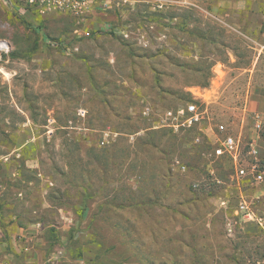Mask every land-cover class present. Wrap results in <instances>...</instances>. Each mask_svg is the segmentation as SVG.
<instances>
[{
    "label": "rangeland",
    "instance_id": "1",
    "mask_svg": "<svg viewBox=\"0 0 264 264\" xmlns=\"http://www.w3.org/2000/svg\"><path fill=\"white\" fill-rule=\"evenodd\" d=\"M193 2L64 11L0 0L4 253L14 247L3 230L20 226L34 239L17 240V257L35 247L34 264H264V230L237 213L242 196L264 213V184L237 182L232 161L213 154L231 135L241 165L258 162L250 144L264 123L254 129L238 97L254 83L238 77L256 51L234 49L232 60L203 47L202 17L186 14L208 7ZM195 100L207 112L199 124L156 128Z\"/></svg>",
    "mask_w": 264,
    "mask_h": 264
},
{
    "label": "crops",
    "instance_id": "2",
    "mask_svg": "<svg viewBox=\"0 0 264 264\" xmlns=\"http://www.w3.org/2000/svg\"><path fill=\"white\" fill-rule=\"evenodd\" d=\"M202 2L208 7L207 9L199 8V10H194V12H189L186 15L196 13V15L202 17L201 21H198V25L203 27L205 31L202 34L204 39L202 42L203 47L211 48L215 47V44L217 47H223L227 49L232 60L235 59L234 49L248 47L256 51L252 61L253 67L251 69H243L238 77L239 80H253L254 83L243 86V92L238 97L243 101L241 104L244 105L246 103L244 107L247 105L248 111L253 115L254 129L260 128V123H264V0H202ZM30 14L31 12L29 11L27 15ZM196 24V21L193 20L189 22L190 27H195ZM218 30L220 32H217ZM176 44H180V42H176ZM190 48H198V44L193 42V44H190ZM212 91L204 89L202 97L212 93ZM215 98H217L216 94L212 96V101ZM243 108L239 112L242 111L245 114ZM250 121L252 122L251 119L246 120V117H244L243 127L247 126ZM253 139L252 143L256 144L259 150L257 160H255L264 163V139L260 137L259 133ZM13 219L15 220L16 218ZM12 230L9 231V234L5 232V229L3 230L2 236L4 238L9 236L8 238L12 241L10 249L11 247H14V249L4 253V249L0 245V264H34L36 260L35 253L38 254L35 247L29 249V256L24 258V260L21 257L18 258L16 254H22V247L17 240L19 242L22 241V237L27 238L28 241L34 239L29 234L30 231L20 226L15 229L16 231ZM25 251L28 250L26 249Z\"/></svg>",
    "mask_w": 264,
    "mask_h": 264
},
{
    "label": "built area",
    "instance_id": "3",
    "mask_svg": "<svg viewBox=\"0 0 264 264\" xmlns=\"http://www.w3.org/2000/svg\"><path fill=\"white\" fill-rule=\"evenodd\" d=\"M41 1L42 3H47L48 8L60 9L64 11H78L85 7L86 0H29V2L36 3ZM106 0V5L108 8L111 7V4H108ZM123 2H132V3H148L153 4L159 11L165 10L171 6H183L191 5L195 6L193 0H120ZM8 43L4 42L3 48L7 49ZM199 101V100H198ZM198 101L195 100L189 104L186 108H178L177 110H169L163 114L159 115L158 127H168L177 131L180 127H192L196 124H199L204 115L207 113L205 110H201L198 104ZM144 115H149L151 113V108L145 106L143 108ZM264 117V114H263ZM221 132H225L226 129L223 125L219 126ZM199 139H197V142ZM219 146L214 150V156L224 157L226 156L232 161L234 166V173L237 179V182L244 180L245 178L251 177L252 180L260 185L264 184V170L259 166L258 162L252 163L248 168H245L241 165V144L238 139L231 135H227L222 140H219ZM212 154V155H213ZM250 154L257 158L259 150L256 144H250ZM257 160V159H256ZM255 160V161H256ZM180 165L179 162H177ZM182 170H185L184 165L181 166ZM237 213L240 216V220L243 223L254 222L260 228L264 230V213L257 208L253 207L250 202H248L243 196L240 198L238 203Z\"/></svg>",
    "mask_w": 264,
    "mask_h": 264
},
{
    "label": "bare ground",
    "instance_id": "4",
    "mask_svg": "<svg viewBox=\"0 0 264 264\" xmlns=\"http://www.w3.org/2000/svg\"><path fill=\"white\" fill-rule=\"evenodd\" d=\"M1 47V46H0Z\"/></svg>",
    "mask_w": 264,
    "mask_h": 264
}]
</instances>
